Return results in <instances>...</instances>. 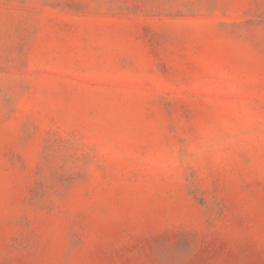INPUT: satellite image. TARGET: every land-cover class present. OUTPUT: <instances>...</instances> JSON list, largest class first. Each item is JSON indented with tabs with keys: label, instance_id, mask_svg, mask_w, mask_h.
I'll return each mask as SVG.
<instances>
[{
	"label": "rangeland",
	"instance_id": "1",
	"mask_svg": "<svg viewBox=\"0 0 264 264\" xmlns=\"http://www.w3.org/2000/svg\"><path fill=\"white\" fill-rule=\"evenodd\" d=\"M0 264H264V0H0Z\"/></svg>",
	"mask_w": 264,
	"mask_h": 264
}]
</instances>
